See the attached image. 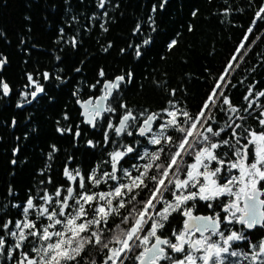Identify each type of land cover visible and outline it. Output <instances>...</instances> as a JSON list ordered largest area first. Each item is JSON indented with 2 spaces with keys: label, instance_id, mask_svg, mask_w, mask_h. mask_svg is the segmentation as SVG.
<instances>
[{
  "label": "trees",
  "instance_id": "16d2710c",
  "mask_svg": "<svg viewBox=\"0 0 264 264\" xmlns=\"http://www.w3.org/2000/svg\"><path fill=\"white\" fill-rule=\"evenodd\" d=\"M262 6L264 0H0V59H6L0 67V236L5 240L0 264H18L22 253L36 256L31 248L39 247L38 240L29 237L17 249V238L7 234L9 230L18 232L14 225L24 218L23 208L29 198L42 206L41 198L48 194L55 199L57 189L61 198L67 195L68 187L79 193L81 177L85 190L109 191L117 181L107 180L104 173L112 172L111 153L115 149H134L132 153L126 151L117 163L121 183H127L123 170L135 176L137 168L142 171L149 163L145 151L163 146L159 163H166L182 134L169 129L172 143L153 145L137 134L140 121L150 113L166 118V108L194 115L216 84L221 87L217 93L223 96L218 95L215 105L206 110V118L211 117L208 124L214 131H224L218 137L210 135L211 142L221 145L215 149L217 160L212 163L222 175L231 171L229 165L235 162L236 151L247 143L248 132L262 129L258 104L264 111V98L251 107L245 99L247 89L252 90L253 97L264 88V37L259 39L264 33V19L256 15ZM173 40L176 43L170 47ZM118 76L125 79L91 129L82 121L77 99L97 97L103 92L102 82ZM4 83L9 87L7 94ZM37 87L43 90L36 92ZM225 96L235 112L224 104ZM129 111L134 119L129 120L125 131L132 135L125 131L117 135L114 126ZM177 119H184L179 112ZM159 121H154L153 128ZM224 140L229 143L223 144ZM192 159L186 154L172 178H183ZM65 170L76 179L65 176ZM93 172L102 181L99 185L88 179ZM149 175L159 173L153 168ZM221 179L228 180L225 176ZM145 182L150 190L154 187L150 180ZM259 186L264 187V181ZM168 189L157 209L163 201H172ZM149 195L150 191H141L137 200L144 201ZM73 202L69 200V204ZM229 202L228 195H220L210 201L197 198L182 207L191 208L192 213L221 215ZM35 213V208L30 209L28 218L34 219ZM114 219L119 223V217ZM9 220V229H3ZM184 220L182 211H170L168 220L161 221L165 227L158 235L176 243L173 233L183 230ZM260 230L252 232V237L260 238ZM253 242L237 249L249 252ZM184 247L185 253H171L165 245L175 259L188 252L187 244ZM140 251L142 248L128 253L125 264H136ZM92 259L100 263L103 253L90 250ZM160 264L170 262L161 260Z\"/></svg>",
  "mask_w": 264,
  "mask_h": 264
},
{
  "label": "snow or ice",
  "instance_id": "6c2138e0",
  "mask_svg": "<svg viewBox=\"0 0 264 264\" xmlns=\"http://www.w3.org/2000/svg\"><path fill=\"white\" fill-rule=\"evenodd\" d=\"M101 6H103L101 4ZM264 13V6L256 13L257 17L264 19L261 16ZM252 32V28L248 29ZM247 39V36H245ZM145 44L148 41L144 42ZM176 43L175 40L171 42L170 47ZM243 47V44H241ZM239 51V49H237ZM140 55L139 51L136 53ZM235 59V57H233ZM6 63V59H0V67ZM231 68V64L228 65ZM227 71V69H226ZM45 78L48 74L45 73ZM103 76V71L100 72ZM131 77V73H128ZM32 77L29 76V80ZM124 76L116 77V81H123ZM224 79L223 76L220 77ZM118 87L116 82H108L105 85L106 90L110 94L111 89ZM220 88L216 84L207 100L202 105L199 112L190 114L188 111L182 109H164L168 119L166 122L160 124L161 131L158 135H153L150 143L153 145H162V141L171 144L173 137L165 135L167 129H172L174 132L182 134V139L176 147V151L172 152L170 159L166 163H159L161 153L164 152L163 146L157 151H145L144 157L148 158L149 163L143 165V170L136 169L137 175L133 176L130 171L123 170L124 177L127 183L119 182L116 175L117 163L121 157L125 155L124 151H117L112 153V172L104 173L107 180L117 181L116 185L107 192H89L85 190L84 178H80L79 188L80 192L77 193L73 187L66 189L67 196L61 198V190L57 189L55 192V199L52 195L45 194L41 199L43 200L42 206L34 204L32 198L26 202V207L23 208L24 218L15 222L17 231L9 230L7 234L16 237L17 243L15 248H20L29 237H33L40 242L39 247L31 248V251L36 254L35 257H30L27 253H22L23 259L18 264H97L95 259L89 260L90 250H98L103 253V259L100 264H125L128 258L127 254L133 252L137 248H142L136 260L139 264H160L161 260L169 261L170 264H197V257L192 252H187L183 258L175 259L169 252L161 245H167L171 253H185V243L188 244L190 249L203 250L204 255L199 257L203 264H224L226 257L222 254L230 256L244 255L249 259L250 264H264V241L258 245H252L253 251L251 253H238L230 251L232 242L242 241L247 237L242 232L232 231L227 236L224 233H217V228L220 223L219 214L217 218L205 216H193L192 209L182 207L188 201H195L197 198L204 201L213 200L220 195L227 193L229 196H234L235 199L228 205L224 206V211L231 214L229 222L235 221L247 229H253L257 225L264 227V200L258 198L260 189L258 184L264 181V119H259L258 123L262 126L260 131L250 130L248 132L249 139L243 146V150H237V162L230 164V168H238L239 177H233L227 183L220 185L217 183L215 177L220 173L221 169L216 168L214 171H208V164L205 161H215V149L219 148L220 143L211 142L210 136L218 137L224 131L221 128L219 131H214L213 127L208 124L206 110H210L215 105V100L218 98L217 90ZM43 89L37 87V91ZM3 91L5 94L9 92V87L6 83L3 84ZM36 95L35 92L32 93ZM174 95V93H173ZM223 96V93H219ZM264 97V92L259 93ZM106 97H102L104 99ZM224 104L229 105L231 111L235 112L236 109L231 106L228 97H224ZM247 100L248 97L246 96ZM171 103V101L169 102ZM251 107V104L249 105ZM111 111V109H110ZM183 116V120L177 119V113ZM157 114L148 115L143 120V125L139 128L140 136H145L152 131L151 125L156 120ZM134 119L131 111H129L120 120V126L115 128V132L119 135L125 131L127 122ZM109 127H112L110 124ZM239 127V125H236ZM203 129V131H201ZM233 130V135H235ZM79 135V132L76 133ZM131 136L132 133L128 132ZM191 138V139H190ZM92 142L89 141V144ZM228 140H224L223 144L227 145ZM203 144L197 150L196 145ZM249 145L252 149H249ZM55 150V146H53ZM192 149L195 154V163L188 165L187 179L180 180L168 179L170 170L175 167L179 171L178 158L181 157L182 152L192 155L188 150ZM127 153H132L134 149L128 147ZM251 151L254 159L253 162L247 163L249 152ZM223 164L224 161H219ZM203 166L204 171H200V166ZM155 168L159 176L149 175V171ZM64 175L69 179H76L67 170ZM79 175V173H77ZM174 175V173H173ZM203 177V183H200L199 178ZM88 179L94 185H99L102 181L97 179L95 172H93ZM107 180H104L107 183ZM146 180H150L154 187L150 190L149 184ZM167 180V183L165 182ZM239 181L238 190L233 191L231 185ZM192 183L193 187H197L198 191H192L187 194L173 193L175 200L174 203L164 202L165 206L162 210L156 211L152 215L153 210L156 209L157 204L163 199V191H168V186L172 185L179 192H183ZM163 189V191H162ZM141 191H150V195L144 201H138L137 197ZM69 200L74 203L69 204ZM243 200V207H240V201ZM139 205V208L137 207ZM208 207L211 208L212 204L209 203ZM36 209L35 218L29 219V210ZM126 210V214L122 215L121 210ZM175 211H182L184 217H188L184 221V231L179 234L173 233L176 243H172L169 239H162L158 235V231L165 227L161 221H167L169 214ZM239 214V215H237ZM119 217V223L114 218ZM159 217L160 219H156ZM45 218L47 223L45 222ZM151 222V223H149ZM190 222H195L196 231H206L209 227L212 229L213 234H218L222 240V244L212 242L209 237H203L197 240H185L186 233L190 227ZM12 221L5 222L2 227L5 230L9 229V224ZM111 223V227H110ZM125 225H127L125 227ZM145 225H148L145 228ZM27 230V232L25 231ZM107 233V235H106ZM154 238L155 243L150 247V240ZM5 240L0 236V250H3ZM258 247V251L256 250ZM215 258V259H213ZM235 264V262H230Z\"/></svg>",
  "mask_w": 264,
  "mask_h": 264
},
{
  "label": "rangeland",
  "instance_id": "374dc122",
  "mask_svg": "<svg viewBox=\"0 0 264 264\" xmlns=\"http://www.w3.org/2000/svg\"><path fill=\"white\" fill-rule=\"evenodd\" d=\"M221 88V87H220ZM220 88H219V90H220ZM36 92H38L37 91V88H36ZM219 95V92L217 93V96ZM157 118H159L161 121H159V123L157 124V126L155 127V128H153V127H151L152 128V131L150 132V133H147L144 137H146V139H147V141H150V139H151V137L153 136V135H158L159 133H160V131H161V128H160V124H162V123H164V122H166V120L168 119V117H167V114H166V118H165V116H160V115H157ZM156 118V119H157ZM144 119H146V117L144 118ZM143 119V120H144ZM264 119V118H263ZM136 120V119H135ZM110 125V124H109ZM111 125H113V124H111ZM169 129H167L166 130V132H165V135L167 136L168 135V131ZM201 131H203V129H201ZM125 132H127L128 133V130H126ZM207 135H211V134H207ZM191 139V138H190ZM249 139V137L247 138V140ZM199 146H198V148H197V150L199 149V147H201V146H206V145H203V144H198ZM126 147H125V149H115V150H113L112 151V153H114V152H117V151H124V152H126ZM251 149H252V147H251ZM241 151L243 150V148H241L240 149ZM189 152H192V157H193V159H192V161H191V163H189L188 165H190V164H193V163H195V154H194V152H193V150L192 149H189L188 150ZM214 151V153H215V150H213ZM111 153V154H112ZM187 153H183L182 152V155H181V157L180 158H178V161H177V163L179 164V166H180V164H181V162H182V160H183V158L185 157V155H186ZM240 158H242V157H240ZM240 158H238V157H236V160H235V162H237L238 161V159H240ZM111 159H112V155H111ZM253 159H254V157H253V155L251 156V155H249L248 156V158H247V163H251V162H253ZM213 161H205V163H207L208 164V171H214L215 169H216V165L214 164V163H212ZM188 165H187V170H188ZM230 166V165H229ZM234 169H236L237 171L236 172H234V173H232V170H234ZM200 171H204V168H203V166L201 165L200 166V169H199ZM230 170V169H229ZM227 171L224 175H222L221 174V171H220V174L221 175H219V173L217 174V176L215 177V179L217 180V183L218 184H220V185H223V184H225V183H227L228 182V180H231L233 177H239V175H240V172H239V169L238 168H232L231 169V171ZM176 172V170H175V167H174V169H173V171L172 172H170V175H169V177H168V179H172L173 181H175L176 179H180V180H184V179H187V171H186V174H185V176L183 177V178H179V177H174V178H172L173 177V173H175ZM177 173V172H176ZM176 173H175V175H176ZM222 176H225L228 180H226V179H221V177ZM199 181H200V183H203V177H200L199 178ZM166 183H167V180L165 181ZM170 189H171V195H172V201H167V202H169V203H174V200H175V197H174V195H173V193H176V194H187V193H189V192H192V191H198V188L197 187H193V184L192 183H190L189 184V187L187 188V189H185L182 193L181 192H179L178 190H176L172 185H169L168 186ZM231 187H232V189H233V191H236V190H238V187H239V181H237L236 183H234L233 185H231ZM162 191H163V189H162ZM163 193H165V191H163ZM222 195H228L227 193H224V194H222ZM64 196H67V195H64ZM228 197H229V200H230V202L228 203V204H230L234 199H235V197L234 196H229L228 195ZM164 202L165 201H163L162 202V205H161V207L159 208V209H157V207L158 206H156V209L155 210H153V212H152V215H154L155 214V212L156 211H160V210H162L163 209V207L165 206V204H164ZM241 202V201H240ZM74 203V202H73ZM227 204V205H228ZM223 209H224V207H223ZM224 211V210H223ZM238 215V214H237ZM156 219H160L159 217H156ZM224 221L225 222H229V220L231 219V214L230 213H228V212H225L224 211ZM220 232H222V233H224V235L225 236H227L228 234H230V232L228 231L227 232V230H225V231H217V233H220ZM203 237H209L210 238V240L212 241V242H218V243H221L222 244V240H221V238H220V236L218 235V234H213V232H210V233H208V234H206L205 236H197V235H193L192 233H190V232H187L186 233V236H185V240H197V239H202ZM262 241H264V240H262ZM238 241H234V242H232V246H231V249H230V251H236V252H238V253H242L243 254V252L242 251H240L239 249H236L233 245L235 244V243H237ZM186 244V243H185ZM258 245V244H257ZM250 248V253H251V251H253V248H252V245L249 247ZM187 250H188V252L190 251V252H192V254L193 255H195L196 257H197V264H203V261L202 260H200L199 259V257H202L203 255H204V252H203V250L201 249V250H195V249H190L189 247H188V244H187ZM257 251H258V247H257V249H256ZM222 256H224V257H226V259H225V262H224V264H230V262H235V264H241V263H243L245 260H246V258H245V256L244 255H238V256H235V257H233V256H230V255H228V254H222ZM183 258V257H182ZM262 258H264V257H262ZM23 259V257H21L20 258V261ZM213 259H215V258H213ZM248 261H249V259H247ZM250 262V261H249ZM209 264H211V261L209 262Z\"/></svg>",
  "mask_w": 264,
  "mask_h": 264
},
{
  "label": "water",
  "instance_id": "95a60500",
  "mask_svg": "<svg viewBox=\"0 0 264 264\" xmlns=\"http://www.w3.org/2000/svg\"><path fill=\"white\" fill-rule=\"evenodd\" d=\"M108 82H116L118 84V86H119V82L120 81H116V77L113 78L112 80L106 79V80H104L102 82V87L104 88V91L100 95H98L95 98L89 97V98H86V99H83V100L77 99V101H76V106L80 110V114H81L83 123L88 124L91 129L94 128L95 123H96V120L100 119L102 117V114L106 111L108 99L112 96L113 92L118 88V87H116L114 89H111L110 94H109L108 91L105 88V85ZM102 97H106V98L101 99ZM151 114H153V113H150L148 115H151ZM123 116H121L118 119V121L116 122L115 127H114V130H115L116 127H119L120 126V120L123 118ZM153 122H152V125H153ZM142 125H143V121L141 122V124H140V126L138 127V130H137V134L139 136H140V134H139V128ZM152 125H151V127H152ZM261 193H262V190H260V192L258 193V198L259 199H262V198H260ZM262 200H264V199H262ZM241 206L243 207V200H241ZM261 210H264V209L262 208ZM192 215L193 216L212 217L210 214H203V213H192ZM186 219H189V218L188 217H185V220ZM213 219H216V218H213ZM192 225H195V222H190V227H189L188 231H191V230H195L196 231L195 226H192ZM257 226H261V225H257ZM219 229H220V225H218L217 231ZM207 230H211L212 231V229L210 227ZM205 232L206 231H202V232L196 231V233L198 235H203V234H205ZM161 238L162 239H166L164 237H161ZM152 243H155V239L148 245V247H150ZM164 246L165 245H161V247H164ZM138 264H139V261H138Z\"/></svg>",
  "mask_w": 264,
  "mask_h": 264
},
{
  "label": "flooded vegetation",
  "instance_id": "af4514ba",
  "mask_svg": "<svg viewBox=\"0 0 264 264\" xmlns=\"http://www.w3.org/2000/svg\"><path fill=\"white\" fill-rule=\"evenodd\" d=\"M264 37V33H262L260 36H259V39L260 38H263ZM263 44H264V41H263ZM251 92H252V90H249V89H247L246 90V93H245V97L247 96L248 97V99L246 100V105H247V103H250L251 105L252 104H258L259 102H258V100H260L261 98H264V97H262V96H260L259 95V93L260 92H264V88H260V90L256 93V95L255 96H253V97H250L251 95ZM262 105V104H261ZM260 104H258V106H259V110H260V113L262 114V118L261 119H263L264 118V111H262V106H261ZM143 121V119L140 121V124H141V122ZM128 124V123H127ZM139 124V125H140ZM154 126V125H153ZM127 128V127H126ZM258 188L260 189V190H262V193H261V196H260V198H262V199H264V187H260L259 186V184H258ZM240 207H242L241 206V203H240ZM264 209V208H263ZM205 214H210L213 218H217V214H211V213H205ZM239 215V214H238ZM224 211H222V214L221 215H219V220H220V223H219V225H220V229L218 230V231H225V230H227V232L229 231L230 233L232 232V231H237V232H242L246 237H247V239H245V240H242V241H238L237 243H235L234 245H235V248L237 249L239 246H244V245H246L247 243H249L250 241H254L253 242V244L254 245H257V244H259L262 240H264V230H263V228L261 227V226H255L253 229H247L245 226H243V225H241V224H239V223H236L235 221H233V222H225L224 221ZM262 229V230H260L261 232H262V236L260 237V238H257V237H252V235H251V233L252 232H254V231H256V229L258 230V229ZM182 232V231H181ZM188 232H190V233H192L194 236L195 235H197V236H205L206 234H208V233H210V232H212L211 230H206V232H205V234H203V235H198L197 233H196V231L195 230H191V231H188ZM257 238V239H256ZM253 239H255V240H253ZM187 244V243H186ZM243 253H250V252H245L244 250L242 251ZM245 261H248L247 259L245 260ZM99 264V263H98ZM136 264H138V261H137V263Z\"/></svg>",
  "mask_w": 264,
  "mask_h": 264
}]
</instances>
